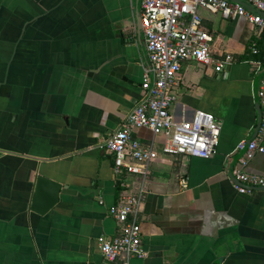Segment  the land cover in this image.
<instances>
[{
    "label": "crops",
    "instance_id": "0c3cea01",
    "mask_svg": "<svg viewBox=\"0 0 264 264\" xmlns=\"http://www.w3.org/2000/svg\"><path fill=\"white\" fill-rule=\"evenodd\" d=\"M141 0H0V264H103L100 238L118 231L109 207L141 193V264H264V188L240 192L236 145L254 134L264 30L199 9L213 66L184 59L170 113L220 125L209 158L160 155L146 177L114 171L105 141L142 94L148 56ZM256 50V51H254ZM132 135L159 150L147 128ZM61 184L57 203L31 210L35 178Z\"/></svg>",
    "mask_w": 264,
    "mask_h": 264
},
{
    "label": "built area",
    "instance_id": "2783aa9c",
    "mask_svg": "<svg viewBox=\"0 0 264 264\" xmlns=\"http://www.w3.org/2000/svg\"><path fill=\"white\" fill-rule=\"evenodd\" d=\"M246 1L257 12L230 0H141L140 27L144 34L149 64L141 81L142 94L121 126L105 141L112 154L114 171L146 177L151 163L160 155H186L209 158L219 143L220 125L215 116L196 110L188 120H175L170 108L177 99L175 87L184 59L213 66L220 72L232 63L226 55L215 59L211 55L212 35L202 28L199 9L218 13L226 19L244 17L259 30H264V0ZM256 51V50H254ZM261 121L256 135L250 140L239 164L246 166L256 152L264 153V77L257 92ZM147 128L161 139L160 149L142 142L132 133ZM246 140L237 143L235 150L244 149ZM232 176L240 192L264 188V177L234 168ZM140 194H126L109 207V214L117 224V233L110 238H100L103 264H141L147 255L143 247L138 213Z\"/></svg>",
    "mask_w": 264,
    "mask_h": 264
},
{
    "label": "water",
    "instance_id": "95a60500",
    "mask_svg": "<svg viewBox=\"0 0 264 264\" xmlns=\"http://www.w3.org/2000/svg\"><path fill=\"white\" fill-rule=\"evenodd\" d=\"M233 2L240 3L241 5L245 6L247 9L253 10L257 12L253 7H251L246 1L243 0H230ZM264 16V13H261ZM256 109H257V123L256 128L254 130V134L251 138H248L246 140V144L244 149L239 151V157L245 152L248 143L250 140L256 135L257 130L260 125L261 121V112H260V106L259 102H256ZM238 157V158H239ZM232 175V170H231ZM61 189V184L50 177L44 175V174H38L35 178V188L33 197L31 200L30 208L31 210L39 213L44 214L47 212L50 208H52L59 199V192Z\"/></svg>",
    "mask_w": 264,
    "mask_h": 264
},
{
    "label": "trees",
    "instance_id": "16d2710c",
    "mask_svg": "<svg viewBox=\"0 0 264 264\" xmlns=\"http://www.w3.org/2000/svg\"><path fill=\"white\" fill-rule=\"evenodd\" d=\"M256 60H258L261 64V67L264 68V59L262 58V56L258 55L257 57H255Z\"/></svg>",
    "mask_w": 264,
    "mask_h": 264
}]
</instances>
